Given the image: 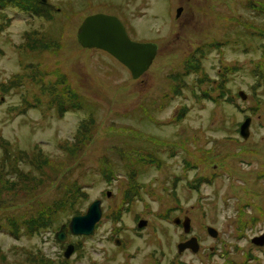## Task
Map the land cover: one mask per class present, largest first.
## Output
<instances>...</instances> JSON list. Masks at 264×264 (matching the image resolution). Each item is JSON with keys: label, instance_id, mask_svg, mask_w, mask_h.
<instances>
[{"label": "rangeland", "instance_id": "rangeland-1", "mask_svg": "<svg viewBox=\"0 0 264 264\" xmlns=\"http://www.w3.org/2000/svg\"><path fill=\"white\" fill-rule=\"evenodd\" d=\"M40 1L67 10L72 17L68 20L66 46L61 56H44L43 67L59 66L61 74L74 83L87 104L80 110L70 107L61 117L62 112L50 107V99L43 94L42 87L30 82L27 76L21 86L4 92L2 83L22 75L24 66L39 63L37 55H26L21 50L26 33L50 28L44 20L10 8L6 13L12 21L0 34V101H3L0 135L14 148L32 152L39 147L56 159L64 155L62 145L75 141L81 122L92 116L97 118L100 127L95 140L87 144L78 163L72 164L70 170L73 168L74 172L68 179H78L86 186L89 199L83 211L99 199L104 203V216L94 235L83 240L84 250L69 259L70 264H155L156 259L161 264H264V245L252 242L253 238L264 236V215L242 238L237 225L241 215L248 219L255 213L262 215L254 208L248 210V201L264 204V103L262 112L256 114L259 100H264V87L256 91L258 78L252 73L263 59L262 40L257 35L239 37L236 32L244 30L239 20L264 26V18L246 7L249 0ZM180 8L183 11L178 16ZM98 14L118 17L130 38L138 43L159 44L156 60L141 79H133L130 70L108 53L81 47L77 37L81 24L88 16ZM227 35L231 36L233 44L208 51L197 74L205 72L219 81L224 66H240V71L230 74L231 81L227 85L235 103L200 101L197 96H202L203 90L210 87H199L200 77L195 73L184 77L188 87H183L182 93L173 97L171 76L181 75L187 65L188 68L193 66L192 62L199 58L200 45L217 40L227 42L230 40ZM237 40L240 44H235ZM54 79L52 81H56ZM240 92L244 100L239 97ZM219 93L217 89L211 96ZM166 95H170L169 99ZM26 107L28 111L22 113ZM184 107L190 112L177 122ZM243 108L247 110L243 112ZM248 118L253 120L251 135L245 141L240 127ZM117 127H121L120 131L122 128L131 130L107 141L104 138L107 130L112 132L118 130ZM138 131L145 134L140 140ZM119 144L126 148L125 157L132 156L131 146L141 144L143 149L157 154L162 164L161 167L138 165V182L144 186L142 197L131 206V211L123 209L122 220L115 223L112 213L123 203V192L129 181L122 158L109 151ZM208 151H212L217 164L222 154H236L224 163L226 166L232 163L234 170L231 167L218 170V165H208L205 154ZM3 154L0 150V158ZM105 158L118 172L117 181L112 184L99 170ZM194 162L199 169L193 168ZM212 175L217 177L210 183L208 179ZM177 179H180L178 183ZM200 179L206 181L201 185ZM195 183L202 186L201 190L191 188ZM4 188L0 187V191ZM50 191L41 193L37 201L54 200ZM108 192H112V198L106 196ZM33 201L21 200L4 212L26 213L29 202ZM176 217L191 218V234H185L182 226L173 222ZM141 218L148 221L146 228H138ZM208 227L219 231V237H212ZM57 231L59 229L29 235L23 230L16 237L7 224L0 231V264H32L33 253L60 264L66 249L55 237ZM119 237L125 246L114 244ZM193 237L201 244L198 253L187 250L180 254L179 244ZM70 238V242L82 241L81 237L70 235Z\"/></svg>", "mask_w": 264, "mask_h": 264}, {"label": "trees", "instance_id": "trees-1", "mask_svg": "<svg viewBox=\"0 0 264 264\" xmlns=\"http://www.w3.org/2000/svg\"><path fill=\"white\" fill-rule=\"evenodd\" d=\"M246 7L252 9L257 16L264 18V0H249L246 3ZM10 8L21 9L30 16L38 17L41 20H44L50 28L47 29V27L44 26L45 29L43 31L34 29L31 32L26 33V41L22 44L21 50H23L26 55H37L35 58L39 61V63L37 65L28 64L24 66L25 71L22 75L16 76L11 81L6 83H2L4 92H10L12 88H18L21 86L23 79L27 76L30 82L36 83L42 87L43 94L47 95L50 99V107L56 108L62 112L61 117L65 116L64 113H66L70 107L78 110L84 108L87 102H85L81 92H78V89H75L73 86L74 83L67 80L66 77L61 74L62 71L60 67L56 66L55 68H44L42 64L44 63V56L51 55L56 58L61 56L60 54L65 49L66 44L64 45V40L66 39L68 20L72 19L69 15L70 13H68L67 10L64 11L56 8L55 6H51L48 2L44 3L40 0H0V34L4 33L8 29L12 21L6 13ZM238 22L244 27V30L241 31L238 29V31H236L237 34H239V37L242 35H257L262 40L260 48L263 59L257 65V68L252 69V73L256 75V78H258L256 87V91H258L259 88L264 87V26H258L256 23H253V25L240 20ZM234 24L237 25V22ZM255 27H257L258 30H254ZM227 36L230 39L227 42H220L217 40L211 42V44L205 43L204 45H200L197 52L199 54V58L192 62L193 66L188 68V65L186 64V70H184L181 75L171 76V79L173 80V84H171L173 97L175 95H180L183 87H188L186 80L184 79L185 76L190 77V74H197L201 71V62L204 58H206L208 51H212L213 48L220 50L225 44H233L231 36ZM235 44H240V42L237 40ZM1 52L2 51H0V53ZM240 69H242L240 66H236L235 68L224 66L219 73V81L212 79V77L205 72H202L201 75L197 74V76L200 77L197 80L198 86L203 88L208 85L210 87L208 90H203L202 96H197V98L200 101H203V99L215 100L217 104L225 101L234 104L236 99L235 97L230 96L231 91L227 85L231 81L230 76L235 74L238 70L240 71ZM53 78H55L54 80L56 81H52ZM47 81H50V83L48 84ZM217 82L218 85L215 86L214 84ZM217 89L220 91L219 95H214V97H212L211 94L216 92ZM169 97L170 95L165 96L166 99H169ZM239 97H241L240 94ZM241 98L243 99V97ZM263 103L264 100L262 101L260 99L259 105L256 108V114L262 112L261 105ZM182 110L183 111H181L179 116L176 118L177 122H181V119L185 118L190 112L187 107H184ZM27 111L28 107H26L22 113H26ZM98 124L99 122L95 116L82 121L75 136V141L70 143L66 142V145H62L64 155L56 159H52L50 156L46 155L39 147L35 148V151L32 152L14 148L13 144L9 140L0 135V150L4 153L0 158V187H5L2 191H0V231L4 230V227L8 224L10 232L16 237H18L23 230H25V232L29 235H41L48 233L52 229H60L65 221L70 223L74 216L85 214L83 208L85 206V202L89 199V193L85 190L86 186L78 179L71 180L72 178H68L74 172L73 168L70 170L72 164L78 163L79 157L86 150L87 144L90 145L89 143L95 140V135L100 127ZM117 128L119 131L115 130L110 132L107 130L104 138L108 141L112 136L118 135L119 133L124 136V134L131 130H125L122 128L121 132V127ZM138 134L139 138H136L139 140L145 136V134L141 132ZM149 139L151 140V138ZM134 146H131V157L124 156L126 148H122L120 144L109 149V151H114L115 154L120 155L125 164V168L127 169V175L129 176L128 187L123 192V203L115 213H112V218L115 223H119V221L122 220L124 215V213H122L123 209L128 212L129 210L131 211V206H134L136 201L142 197L144 186L138 182V165L140 164L145 167V165L151 164L161 167L162 164L158 155L154 152L150 153L143 149L141 144L138 147ZM151 147L154 148L152 145ZM205 154L208 165H218V170H224L225 168L228 169V167H231V170H234V165H232V163L228 166H226V164L224 165V163L225 159L235 157L236 154H222L220 159L221 162L218 164L216 163L217 159L215 161L213 160L212 151L205 152ZM189 166L191 165L189 164ZM67 167H69V169H65ZM194 167L199 169V165L195 164V162L193 168ZM99 170L101 171L104 179L108 180L110 184L117 181L118 172L114 165H111L110 160L106 158L103 159ZM215 175L218 174L215 173ZM215 175H212L210 179H208V182L212 183L215 181V178L217 177ZM206 179H200L201 185L206 181ZM179 181L180 179H177V183ZM191 188L200 190L202 186L195 183L191 184ZM50 189L52 190L50 192H53L55 196L54 200L49 203L42 202L43 200L37 201L41 193ZM32 192L36 193V195ZM174 197H176V195ZM28 199H34V201L29 202L30 207L27 209L26 213L15 211L17 214H7V212H4L14 208L19 201H28ZM246 205H248V210H250V208H254V211L260 212L262 215H257L254 212L255 214H253L252 219L245 218L244 215L239 217L237 225L240 238L247 236L249 229L256 226V224L262 220L264 215V204L260 205L253 202V200H250ZM2 213L6 215H3ZM3 222H5V225ZM76 249L77 252L83 251V244L76 245ZM32 256L35 257L30 260L32 264H56V261H51L40 255L38 256V254L35 255L33 253ZM4 258L7 259V256L4 255ZM61 260L62 262L60 264L71 263V260L67 259L65 256H63ZM57 264H59V262H57ZM155 264L161 263L156 259ZM232 264L235 263L232 262Z\"/></svg>", "mask_w": 264, "mask_h": 264}, {"label": "water", "instance_id": "water-1", "mask_svg": "<svg viewBox=\"0 0 264 264\" xmlns=\"http://www.w3.org/2000/svg\"><path fill=\"white\" fill-rule=\"evenodd\" d=\"M46 1V0H45ZM178 16L183 11L178 9ZM78 41L85 49H98L108 52L113 57H116L122 64H124L132 73L133 79H139L146 74L156 60L159 50L158 44L153 43H138L130 38L125 24L115 16H107L104 14L88 16L83 22L77 33ZM240 96L245 99L243 92ZM252 118L241 126V135L245 140H248L251 135L250 126ZM112 192H108V197L112 198ZM103 203L101 200H96L89 208L85 216H76L70 224H63L62 228L56 233L61 244L69 243V233L73 236H90L94 233L97 224L103 218ZM177 225H183L184 232L190 233L192 221L189 217H185L184 221L181 218L174 219ZM149 225L148 221L141 219L139 228H145ZM209 234L214 237H219V231L213 227H208ZM254 243L259 246L264 245V236L261 238H254ZM79 245L81 242L78 243ZM122 244V240L116 239L115 245ZM191 249L194 253L200 250V243L197 238H192L186 243L179 245V253ZM76 249L74 245H69L65 256L70 259Z\"/></svg>", "mask_w": 264, "mask_h": 264}, {"label": "flooded vegetation", "instance_id": "flooded-vegetation-1", "mask_svg": "<svg viewBox=\"0 0 264 264\" xmlns=\"http://www.w3.org/2000/svg\"><path fill=\"white\" fill-rule=\"evenodd\" d=\"M178 10V9H177ZM183 10V9H182ZM178 13V12H177Z\"/></svg>", "mask_w": 264, "mask_h": 264}]
</instances>
